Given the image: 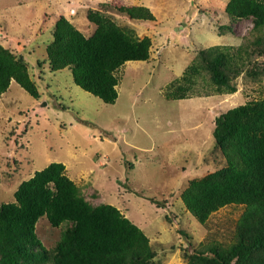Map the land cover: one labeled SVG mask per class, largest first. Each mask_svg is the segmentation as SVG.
<instances>
[{
    "label": "rangeland",
    "instance_id": "rangeland-1",
    "mask_svg": "<svg viewBox=\"0 0 264 264\" xmlns=\"http://www.w3.org/2000/svg\"><path fill=\"white\" fill-rule=\"evenodd\" d=\"M227 2L0 0V44L24 61L39 94L34 99L11 81L0 96V205L13 202L18 185L35 172L61 163L88 202L117 208L144 232L157 252L150 264H188L211 245L230 247L244 207L227 205L201 225L181 194L191 180L226 166L212 138L214 119L264 99V56L250 53L252 61L231 80L232 94L205 96L199 76L188 99L165 98L200 50L254 41L251 20L229 17ZM133 6L147 8L153 20L125 18ZM89 11L151 40L148 60L118 69L112 105L74 85L70 70L54 72L46 63L56 21L63 16L90 37ZM64 227L39 219L36 234L45 249L55 247Z\"/></svg>",
    "mask_w": 264,
    "mask_h": 264
},
{
    "label": "trees",
    "instance_id": "trees-1",
    "mask_svg": "<svg viewBox=\"0 0 264 264\" xmlns=\"http://www.w3.org/2000/svg\"><path fill=\"white\" fill-rule=\"evenodd\" d=\"M124 12V17L135 23L153 20L144 7L133 6ZM225 13L232 19L251 20L249 34L254 41L247 37V44L236 48L200 50L166 93L167 100L189 98L199 76L208 88L205 96L211 91L232 94L236 88L231 80L252 61L250 53L264 56V0H228ZM86 18L95 27L90 37L63 16L56 21L45 49L47 62L54 72L70 70L74 85L112 105L118 96V69L126 62L148 60L151 40L139 39L133 30L99 12L89 11ZM11 81L38 99L24 61L0 44V96ZM212 138L226 166L191 180L181 202L201 225L227 205H241L244 211L230 247L211 245L206 252L190 255L187 262L264 264V99L246 102L216 117ZM13 197V202L0 205V264H150L157 256L144 232L117 208L88 202L65 175L61 163H51L22 181ZM42 217L53 228L65 226L50 251L36 234Z\"/></svg>",
    "mask_w": 264,
    "mask_h": 264
},
{
    "label": "clouds",
    "instance_id": "clouds-1",
    "mask_svg": "<svg viewBox=\"0 0 264 264\" xmlns=\"http://www.w3.org/2000/svg\"><path fill=\"white\" fill-rule=\"evenodd\" d=\"M46 59H47V55H46ZM47 62V61H46ZM47 64H48V62H47ZM188 99V98H187ZM188 212V211H187ZM139 228V227H138Z\"/></svg>",
    "mask_w": 264,
    "mask_h": 264
},
{
    "label": "crops",
    "instance_id": "crops-1",
    "mask_svg": "<svg viewBox=\"0 0 264 264\" xmlns=\"http://www.w3.org/2000/svg\"><path fill=\"white\" fill-rule=\"evenodd\" d=\"M47 47V46H46ZM46 47H45V49H46ZM46 61H47V59H46ZM47 63V62H46ZM48 65V64H47Z\"/></svg>",
    "mask_w": 264,
    "mask_h": 264
}]
</instances>
